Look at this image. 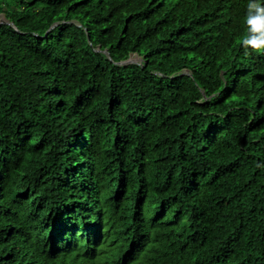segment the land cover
<instances>
[{"label":"trees","instance_id":"16d2710c","mask_svg":"<svg viewBox=\"0 0 264 264\" xmlns=\"http://www.w3.org/2000/svg\"><path fill=\"white\" fill-rule=\"evenodd\" d=\"M0 17V264H264V0Z\"/></svg>","mask_w":264,"mask_h":264},{"label":"clouds","instance_id":"9594fccd","mask_svg":"<svg viewBox=\"0 0 264 264\" xmlns=\"http://www.w3.org/2000/svg\"><path fill=\"white\" fill-rule=\"evenodd\" d=\"M257 51H264V48L257 49ZM134 55H132L130 58H132ZM134 57H137V56L135 55ZM134 57L132 58L133 60H134ZM136 61H141V60L139 59V60H136ZM133 62H135V60Z\"/></svg>","mask_w":264,"mask_h":264},{"label":"rangeland","instance_id":"374dc122","mask_svg":"<svg viewBox=\"0 0 264 264\" xmlns=\"http://www.w3.org/2000/svg\"><path fill=\"white\" fill-rule=\"evenodd\" d=\"M3 21H4V18H3V17H0V22H3ZM134 56H135V55H134ZM134 56H133V57H134ZM133 57H132V58H133ZM134 60H135V61H136V60H139V58H138V57H134ZM134 60H133V61H134Z\"/></svg>","mask_w":264,"mask_h":264},{"label":"water","instance_id":"95a60500","mask_svg":"<svg viewBox=\"0 0 264 264\" xmlns=\"http://www.w3.org/2000/svg\"><path fill=\"white\" fill-rule=\"evenodd\" d=\"M124 63L126 62H133V59L132 58H128L127 60L123 61Z\"/></svg>","mask_w":264,"mask_h":264},{"label":"bare ground","instance_id":"6f19581e","mask_svg":"<svg viewBox=\"0 0 264 264\" xmlns=\"http://www.w3.org/2000/svg\"><path fill=\"white\" fill-rule=\"evenodd\" d=\"M196 2V1H195ZM226 4V3H225ZM222 9V8H221ZM80 11V10H79ZM166 11V10H165ZM181 11V10H180ZM233 11V10H232ZM78 12V11H77ZM176 12V11H175ZM80 13V12H79ZM172 16V15H171ZM174 16V15H173ZM174 20V19H173ZM222 37V36H221ZM125 38V37H124ZM220 38V37H219ZM226 39V38H225ZM123 44V43H122ZM199 59V58H198ZM141 149V148H139ZM139 151V150H138ZM185 166V165H184ZM76 174V173H75ZM156 223V222H155ZM102 231V230H101Z\"/></svg>","mask_w":264,"mask_h":264}]
</instances>
